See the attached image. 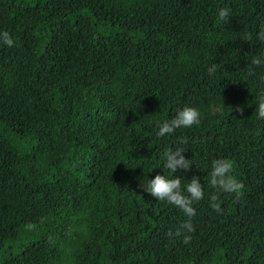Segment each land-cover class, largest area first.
<instances>
[{"label":"trees","instance_id":"16d2710c","mask_svg":"<svg viewBox=\"0 0 264 264\" xmlns=\"http://www.w3.org/2000/svg\"><path fill=\"white\" fill-rule=\"evenodd\" d=\"M262 23L264 0H0L14 39L0 44V264H57L80 223L71 264H264V120L248 71ZM184 105L200 123L155 137ZM177 146L199 166L178 169L182 182L195 174L210 192L208 164L227 157L243 184L218 212L197 202L187 243L168 236L183 214L140 187Z\"/></svg>","mask_w":264,"mask_h":264},{"label":"clouds","instance_id":"9594fccd","mask_svg":"<svg viewBox=\"0 0 264 264\" xmlns=\"http://www.w3.org/2000/svg\"><path fill=\"white\" fill-rule=\"evenodd\" d=\"M231 16V9L219 7L216 12L218 23L224 24ZM255 38L264 42V23L260 24L259 30L255 33ZM244 41H251L253 33L244 31L241 35ZM0 44L11 47L14 44L13 36L6 30H0ZM251 65L258 66L259 71L249 69V75L254 76V96L250 104H254L255 118L264 120V50L258 54L251 55ZM217 64L211 63L206 67V72L213 75L217 71ZM222 104V103H221ZM223 106V105H222ZM220 108L221 105H217ZM231 110V109H230ZM236 112H242L243 108L239 105L235 108ZM203 113L200 108L184 105L178 108L170 118L157 119L154 135L157 138H165L172 134L176 129L191 128L198 125ZM184 141H181L183 144ZM186 150L177 146L165 148L159 155L161 171L151 178L141 181L140 187L143 191L155 197L158 201H164L175 206L185 217L173 230L168 232L169 238H181L182 242L187 243L192 238L194 231L193 217L196 215L195 205L207 196V202L211 209L220 211L219 196L222 193H231L239 196L242 193L243 184L233 173L234 161L227 157L212 158L208 164L207 186L210 192L205 191V186L201 183V177L193 174L191 178L183 182L180 175H174L176 171H189L190 166L195 165L190 158L183 154ZM198 169V165H195ZM76 233L75 240H66L60 247L57 256V264H71L72 257L75 255L78 244L86 240L89 235V226L80 223L73 226Z\"/></svg>","mask_w":264,"mask_h":264}]
</instances>
